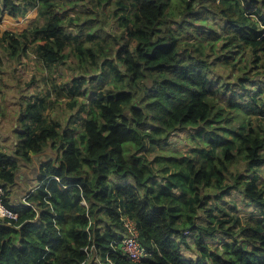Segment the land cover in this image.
I'll return each mask as SVG.
<instances>
[{
    "label": "trees",
    "instance_id": "16d2710c",
    "mask_svg": "<svg viewBox=\"0 0 264 264\" xmlns=\"http://www.w3.org/2000/svg\"><path fill=\"white\" fill-rule=\"evenodd\" d=\"M30 12L42 25L0 31V79L30 54L43 71L74 59L80 77L67 119L47 114L58 105L41 94L46 77L19 96L15 154L56 159L40 167L31 206L5 199L17 220L0 219V264H131L120 213L137 225L139 264H264V129L252 123L264 119V0H0V22ZM103 72L114 86L93 91ZM221 93L239 102L223 106ZM178 134L192 155L149 160ZM0 166L5 188L18 164L0 152ZM228 196L248 207L226 208Z\"/></svg>",
    "mask_w": 264,
    "mask_h": 264
},
{
    "label": "rangeland",
    "instance_id": "374dc122",
    "mask_svg": "<svg viewBox=\"0 0 264 264\" xmlns=\"http://www.w3.org/2000/svg\"><path fill=\"white\" fill-rule=\"evenodd\" d=\"M248 9V6L245 7ZM87 11V10H86ZM36 22L38 25H42V21L37 19L36 12H30L27 16L21 17V18H11L8 16H4L0 22V31L1 32H9L13 34L20 33L30 27V25ZM104 24H109V21H105ZM71 34L73 35V38L78 36V30L75 28V24H72ZM106 29V27H105ZM87 34L84 33L82 37H80V41H83L86 38ZM29 51V50H28ZM231 51H228L225 54H228ZM238 52V51H236ZM29 53V52H28ZM236 55H239V53H236ZM246 59V57H244ZM38 62L34 59V56L32 54L29 55V58L22 57L18 63L11 62L7 63L4 67V74L2 78L0 79V130L9 129V135L12 138L13 149H15L18 146V141L15 137V134L18 130H20L21 126L18 123L20 120V116L22 115L18 108H21V106H17L19 96L21 94H25L26 92H29V94H34V90L40 88L39 84H33L32 76L36 75L37 77H46V81L42 83V90L41 94H46V91L49 89L52 93L49 97V100L55 99V104L58 105L56 110L54 109L52 112H49L47 114L50 115L52 119H59L63 120L65 116L70 115V112L67 110L63 111L62 106L65 105L66 102L69 101V98L67 94L69 87L72 86L73 76L78 77L79 75L76 73L79 71L77 69V61L74 59H70L65 63L64 66L60 68L52 69L51 71H43L37 68ZM242 65H246V63H243ZM231 69L226 67H218L216 69L215 74L216 76H220V78L224 79L228 74H230ZM234 73V74H233ZM102 78L96 79V80H89V82L86 84L87 86L93 88V91H97L98 89H109L112 88L115 84V81L111 76H109L106 72L101 73ZM233 75V81L236 80V77L238 76V71L231 72ZM91 76V75H90ZM80 77V76H79ZM32 82V84H31ZM52 83L53 86L56 83V91L61 90V97H58L55 93V88L52 89ZM252 84L255 86V89L253 90V93L258 92L259 84L257 81L253 80ZM84 85L83 88H87V86ZM220 84H215L212 90H215L217 87H219ZM90 93V92H88ZM28 94V95H29ZM223 93L219 94L218 97H221L222 105L226 106L229 104H234L235 102H239L238 96L236 93H228L226 95H222ZM89 94L88 100H91L92 97ZM57 99V100H56ZM88 102V101H87ZM19 104V103H18ZM25 106V105H24ZM243 113L239 112L237 113L238 121H241ZM67 119V118H65ZM234 122V126L238 127L239 123ZM252 123L255 125V127L260 130V133H263L264 129V119H258L253 117ZM185 134H178L172 138L170 141V144L168 145H160L155 148V150L152 152V156L149 157L150 161L154 160V156H161L164 160L168 161L169 159H183L185 155L193 154L191 151L195 148V143L193 141L184 142ZM196 140V139H194ZM207 149V148H205ZM127 152H125L126 154ZM129 154V153H127ZM126 154V155H127ZM173 155H176L175 158L172 157ZM263 177V179H262ZM259 182L264 183V169L262 170L261 174L259 175ZM223 203V202H222ZM231 203H237L240 208L245 211V208L248 207L237 196H228L225 199V206L226 208H229V205ZM84 207L87 204H82ZM247 214L251 215V210L246 211Z\"/></svg>",
    "mask_w": 264,
    "mask_h": 264
},
{
    "label": "crops",
    "instance_id": "0c3cea01",
    "mask_svg": "<svg viewBox=\"0 0 264 264\" xmlns=\"http://www.w3.org/2000/svg\"><path fill=\"white\" fill-rule=\"evenodd\" d=\"M9 129L0 130V152L9 156L10 159L17 162L18 169L14 174V181L11 184H4L6 199L10 207H17L25 203V196L33 195L39 188L40 167L46 162L55 160L52 152L33 155L29 154L31 161L25 162L15 154L12 138L9 135Z\"/></svg>",
    "mask_w": 264,
    "mask_h": 264
},
{
    "label": "built area",
    "instance_id": "2783aa9c",
    "mask_svg": "<svg viewBox=\"0 0 264 264\" xmlns=\"http://www.w3.org/2000/svg\"><path fill=\"white\" fill-rule=\"evenodd\" d=\"M1 171L2 167L0 166V174ZM5 194V188L0 183V219L17 220V214L12 212L5 205ZM27 198L28 195L25 196V204L26 206H31L29 202L26 203ZM82 203L84 204L85 202L83 201ZM120 221L123 223L124 227L122 249L127 256V260L131 264H139L147 257V252L140 243L137 225L130 217L124 216L121 213Z\"/></svg>",
    "mask_w": 264,
    "mask_h": 264
}]
</instances>
